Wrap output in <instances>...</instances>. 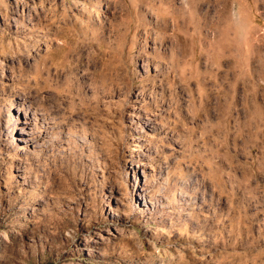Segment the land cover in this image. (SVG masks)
Segmentation results:
<instances>
[{
	"label": "rangeland",
	"instance_id": "1",
	"mask_svg": "<svg viewBox=\"0 0 264 264\" xmlns=\"http://www.w3.org/2000/svg\"><path fill=\"white\" fill-rule=\"evenodd\" d=\"M0 264H264V0H0Z\"/></svg>",
	"mask_w": 264,
	"mask_h": 264
}]
</instances>
